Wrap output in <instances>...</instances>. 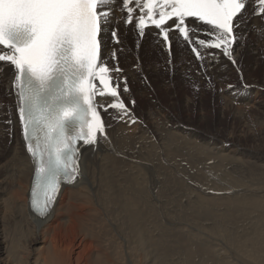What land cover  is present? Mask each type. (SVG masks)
<instances>
[{
	"label": "bare ground",
	"instance_id": "6f19581e",
	"mask_svg": "<svg viewBox=\"0 0 264 264\" xmlns=\"http://www.w3.org/2000/svg\"><path fill=\"white\" fill-rule=\"evenodd\" d=\"M257 4L248 0L235 64L218 49H202L198 59L178 33L169 52L154 28L135 49L157 61L127 52L128 63H139L128 69L120 57L129 89L121 82V99L135 123L99 109L106 138L80 145V176L61 185L45 217L30 205L34 165L12 70L0 69V264H264V103L250 93L264 89L257 81H264ZM123 15L117 7L119 34L137 41ZM104 33L111 50L107 27ZM193 86L202 88L186 89ZM141 96L143 107L128 106ZM111 102L96 97L98 105ZM247 128L256 131L248 148L228 137Z\"/></svg>",
	"mask_w": 264,
	"mask_h": 264
},
{
	"label": "snow or ice",
	"instance_id": "6c2138e0",
	"mask_svg": "<svg viewBox=\"0 0 264 264\" xmlns=\"http://www.w3.org/2000/svg\"><path fill=\"white\" fill-rule=\"evenodd\" d=\"M134 2L0 0V69L12 70L22 138L34 165L30 205L41 217L54 206L61 185L80 176V145L106 138L99 109L118 110L120 119L135 123L121 99V82L123 92L129 89L119 65L122 48L116 47L123 44L117 7L124 24L135 29L138 44L154 28L169 52L172 34L178 33L198 59L204 60L202 49H218L236 63L233 46L244 38L239 29L248 0ZM257 9L253 14L264 17V0H258ZM97 96L112 102L98 105Z\"/></svg>",
	"mask_w": 264,
	"mask_h": 264
},
{
	"label": "rangeland",
	"instance_id": "374dc122",
	"mask_svg": "<svg viewBox=\"0 0 264 264\" xmlns=\"http://www.w3.org/2000/svg\"><path fill=\"white\" fill-rule=\"evenodd\" d=\"M256 16H260V15H256ZM134 34H135V32H134ZM127 35H129V33H126V34H121V36H122V38L123 39H127V44H122V45H118L117 47H120V48H122V51H120L119 52V55H118V59L120 60L119 61V63L120 62H122V60H121V58L123 59H125L126 61H127V63H126V65L125 66H127V68L128 69H130L131 68V66L132 65H134V64H139V63H135L134 62V64H133V62H131V63H128V55H127V52L128 53H130L131 55H135V54H138L139 55V58H140V61H141V56H142V54H145L146 55V52H148L147 50H146V48H145V50L146 51H144V49H138V50H136L135 49V44H137V41H136V34L134 35V36H132L131 34V38H128L129 36H127ZM259 37V39L261 40V41H264V29H263V32L258 36ZM129 44H130V46H129ZM123 46V47H122ZM140 48V47H139ZM126 49V50H125ZM139 51V52H138ZM151 53V52H150ZM147 54H149V52L147 53ZM155 56H157V54H158V52L156 51V53H155V51H154V53H153ZM149 56L150 57H152L151 56V54H149ZM121 57V58H120ZM153 58V57H152ZM130 59V58H129ZM154 60H153V62L154 61H157V57H154L153 58ZM156 59V60H155ZM130 61H131V59H130ZM161 63L162 64H167V59H165V62L163 61V60H161ZM128 64V65H127ZM130 64V65H129ZM120 65V64H119ZM124 66V67H125ZM136 67V66H135ZM157 68H159V66H157ZM124 70V69H123ZM164 72H165V70H164ZM164 72H162V75L164 76ZM259 75V76H258ZM261 75H263L264 76V73H261ZM256 76V75H255ZM254 75H253V77H250V79L251 78H254L255 77ZM257 77H260V74H257ZM248 79V78H247ZM257 80V79H256ZM260 80V81H259ZM257 81H259V82H264L262 79H258ZM245 82H246V80H245ZM247 82H249V84H252V83H250V81H247ZM205 83H207L206 85L207 86H209V87H211V85H208L209 84V81L208 80H206V82ZM153 84H155V83H153ZM258 84H262V83H258ZM197 85H201V84H197ZM235 85V84H234ZM253 85H255V84H253ZM122 87H124L123 85H121ZM202 87H198V86H193L192 88H186V89H189V90H191V92L193 93H196L197 91H199V89H201ZM174 89V88H173ZM254 90V91H253ZM250 93H252L253 92V95H251V98L253 99L254 97H255V99H254V101H257V102H263L264 103V89L263 88H259V86H255V88L253 89ZM256 90H257V92H256ZM259 90V91H258ZM262 90V91H261ZM151 91H152V89H150V95H151ZM174 92H175V89L173 90ZM210 91V90H209ZM250 91V90H249ZM211 92V91H210ZM173 93V92H172ZM247 93H249L248 91H246V93L245 94H247ZM160 94V93H159ZM152 95H153V92H152ZM256 95V96H255ZM139 100V101H138ZM259 100V101H258ZM133 101H134V103H133ZM138 102V103H137ZM129 104H128V106L129 107H131V108H134V109H140L141 107H143L145 104H146V96H141V97H139V98H136V99H131L129 102H128ZM156 103V102H155ZM135 104H137V105H135ZM161 104H163L162 102H161ZM258 104H255V106H257ZM196 111L193 113V112H191L190 114H192L191 116H195L196 114ZM173 114H176V112H173ZM206 114H209L208 112L206 113ZM169 115V114H168ZM189 115V114H188ZM170 116V115H169ZM249 132H248V131ZM254 129H251V128H247V129H243V130H241L242 132H237V133H235V134H233L232 136H228V137H232L233 139H234V136H236L235 137V140H239V143L240 144H242L245 148H248L250 145H251V142H250V137H251V135H253V134H255V132L256 131H253ZM246 132H248L247 134H246ZM251 132V133H250ZM241 135H240V134ZM249 133H250V135H249ZM253 133V134H252ZM225 135H226V133H225ZM239 135L241 136V137H239ZM238 137V138H237ZM249 137V138H248ZM240 138V139H239ZM240 140H241V142H240ZM244 142V143H243ZM255 144L256 145H258V147H262L263 146V144H264V142H263V144L262 143H259L258 144V142H255ZM245 145H247V147L245 146ZM15 235L16 236H21V232L19 231V230H17L16 232H15ZM17 241H19L18 239H17ZM32 249L33 250H35V248L34 247H32Z\"/></svg>",
	"mask_w": 264,
	"mask_h": 264
}]
</instances>
